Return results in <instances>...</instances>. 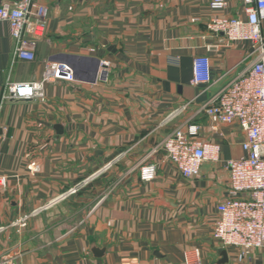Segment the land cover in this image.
<instances>
[{"label":"crops","instance_id":"1","mask_svg":"<svg viewBox=\"0 0 264 264\" xmlns=\"http://www.w3.org/2000/svg\"><path fill=\"white\" fill-rule=\"evenodd\" d=\"M35 1L48 8V25L34 60L16 56L10 24L0 22V175L8 177L0 264H185L194 248L205 264H264V247L241 257L213 237L229 194L226 161L244 156L245 133L238 122L213 129L203 109L253 62L251 44H226L207 28L211 0ZM220 14L245 17L244 4L230 0ZM196 56L211 58V83H192ZM73 58L90 61L74 81H46L44 99L5 97L8 85L41 80L48 62ZM190 124L222 147V161L205 162L195 178L157 148ZM23 213L31 216L19 231L12 224Z\"/></svg>","mask_w":264,"mask_h":264},{"label":"built area","instance_id":"2","mask_svg":"<svg viewBox=\"0 0 264 264\" xmlns=\"http://www.w3.org/2000/svg\"><path fill=\"white\" fill-rule=\"evenodd\" d=\"M245 17H231L220 12L230 7V0H211L212 15L207 28L214 34H223L222 41L233 44L246 41L251 44L248 57L253 62L239 76L224 86L208 101L203 109L211 121L212 128L221 124L238 122L245 133L241 158L229 159V194L217 205L218 217L213 228V237L223 247L240 250V256L253 249L264 247V0H241ZM10 24L18 46L16 56L34 60L39 39L44 37L48 25V8L35 0H18L0 5V22ZM76 78L73 67L68 63L48 62L39 81L22 85H8L6 98L44 99V84L51 79ZM212 60L209 56H196L193 60L194 85L211 83ZM186 106V105H185ZM202 126L190 124L180 127L166 136L157 148L164 151L166 158L183 176L195 178L201 175L202 166L207 161L221 162L222 147L217 142L200 137ZM157 165L149 164L142 170V177H155ZM8 185V177L0 175V188ZM78 188H73V194ZM30 214L23 213L12 226L19 231L27 228ZM5 229L0 227V232ZM7 264H15L7 260ZM185 264H205L198 248L185 252Z\"/></svg>","mask_w":264,"mask_h":264},{"label":"water","instance_id":"3","mask_svg":"<svg viewBox=\"0 0 264 264\" xmlns=\"http://www.w3.org/2000/svg\"><path fill=\"white\" fill-rule=\"evenodd\" d=\"M72 60V64H70L72 67H73V69H74V71H75V76H76V72L78 71V65L80 64H83V63H86V61H90V60H85V59H79V58H73V59H71ZM92 63H93V61H92ZM98 64H96V66H97ZM96 66H95V68H96ZM92 67H94V64L92 65ZM104 251H105V249H97V248H94L93 249V252L95 253V255L97 256V257H101V256H103V254H104ZM222 256H223V259H222V263H224V262H227L228 261V256H227V252L224 250V251H222Z\"/></svg>","mask_w":264,"mask_h":264},{"label":"rangeland","instance_id":"4","mask_svg":"<svg viewBox=\"0 0 264 264\" xmlns=\"http://www.w3.org/2000/svg\"><path fill=\"white\" fill-rule=\"evenodd\" d=\"M110 177H111V176H110ZM110 177H109L108 180H106L105 182L101 181L100 183H98L97 188H96L97 190L94 189V192L92 193V196H95V195H97V194H101L102 192H104L105 187H106L107 185H109V183H106V182H108L109 179L111 180ZM77 193H78V192H77ZM77 193H75L74 195H76ZM96 193H97V194H96ZM84 203H87V201L84 202ZM93 204H94V202H92V204H90V205H93ZM58 220H59V219H58ZM58 220L56 219V220L52 221L51 224L56 223ZM24 230H25V229H24Z\"/></svg>","mask_w":264,"mask_h":264}]
</instances>
